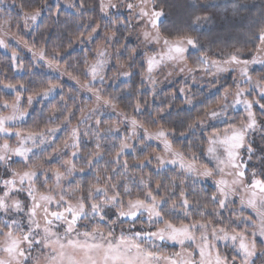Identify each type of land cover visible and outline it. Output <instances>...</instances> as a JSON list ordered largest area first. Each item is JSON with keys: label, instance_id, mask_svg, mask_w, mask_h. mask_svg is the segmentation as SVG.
<instances>
[{"label": "clouds", "instance_id": "9594fccd", "mask_svg": "<svg viewBox=\"0 0 264 264\" xmlns=\"http://www.w3.org/2000/svg\"><path fill=\"white\" fill-rule=\"evenodd\" d=\"M0 264H264V0H0Z\"/></svg>", "mask_w": 264, "mask_h": 264}]
</instances>
